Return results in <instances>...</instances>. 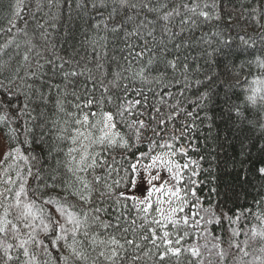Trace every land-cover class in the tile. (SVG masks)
Instances as JSON below:
<instances>
[{
  "label": "snow or ice",
  "instance_id": "1",
  "mask_svg": "<svg viewBox=\"0 0 264 264\" xmlns=\"http://www.w3.org/2000/svg\"><path fill=\"white\" fill-rule=\"evenodd\" d=\"M5 10L0 264H264V0Z\"/></svg>",
  "mask_w": 264,
  "mask_h": 264
},
{
  "label": "trees",
  "instance_id": "2",
  "mask_svg": "<svg viewBox=\"0 0 264 264\" xmlns=\"http://www.w3.org/2000/svg\"><path fill=\"white\" fill-rule=\"evenodd\" d=\"M8 2L9 0H0V5H2L0 6V28L6 27V23L4 22V17L6 16L5 9ZM35 3L36 0H32L33 10ZM45 11H47V9H45ZM19 26L23 27L22 21L20 22ZM11 36L14 37L18 42L21 39V37L15 33V30H13ZM9 38H10L9 35H5L4 33L0 32V45H3L5 41H7ZM12 47L14 48L15 46L13 45ZM222 95H223V91L221 90V96ZM213 113L216 115L217 119L211 131H209V129L205 125L204 127H201L199 131L194 133L193 135L199 136L198 143H200L201 147H205V145L203 144L204 138L210 137L207 144L208 152L213 155L218 152L220 159H227L233 154V148L230 147L228 143L223 140V137L225 135V128H226V122L221 119L222 115H224L223 104L218 102L213 109ZM229 136H231V133H229ZM217 145H222L223 147L222 148L217 147ZM213 149H215V152H213Z\"/></svg>",
  "mask_w": 264,
  "mask_h": 264
}]
</instances>
